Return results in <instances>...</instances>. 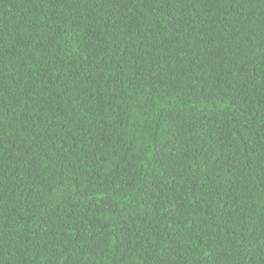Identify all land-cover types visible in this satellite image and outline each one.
I'll return each instance as SVG.
<instances>
[{
    "label": "trees",
    "instance_id": "trees-1",
    "mask_svg": "<svg viewBox=\"0 0 264 264\" xmlns=\"http://www.w3.org/2000/svg\"><path fill=\"white\" fill-rule=\"evenodd\" d=\"M0 264H264V0H0Z\"/></svg>",
    "mask_w": 264,
    "mask_h": 264
}]
</instances>
